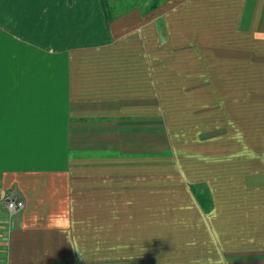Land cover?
Wrapping results in <instances>:
<instances>
[{
  "label": "crops",
  "instance_id": "crops-1",
  "mask_svg": "<svg viewBox=\"0 0 264 264\" xmlns=\"http://www.w3.org/2000/svg\"><path fill=\"white\" fill-rule=\"evenodd\" d=\"M103 13L0 0V264H264V0Z\"/></svg>",
  "mask_w": 264,
  "mask_h": 264
},
{
  "label": "rangeland",
  "instance_id": "rangeland-1",
  "mask_svg": "<svg viewBox=\"0 0 264 264\" xmlns=\"http://www.w3.org/2000/svg\"><path fill=\"white\" fill-rule=\"evenodd\" d=\"M166 0H102L104 14L109 13L110 17L119 14L132 7L140 9H149L157 2ZM161 4V3H160ZM110 11V12H109Z\"/></svg>",
  "mask_w": 264,
  "mask_h": 264
},
{
  "label": "built area",
  "instance_id": "built-area-1",
  "mask_svg": "<svg viewBox=\"0 0 264 264\" xmlns=\"http://www.w3.org/2000/svg\"><path fill=\"white\" fill-rule=\"evenodd\" d=\"M3 202L9 217H13L24 207V203L19 198L16 192H12L6 195Z\"/></svg>",
  "mask_w": 264,
  "mask_h": 264
},
{
  "label": "trees",
  "instance_id": "trees-1",
  "mask_svg": "<svg viewBox=\"0 0 264 264\" xmlns=\"http://www.w3.org/2000/svg\"><path fill=\"white\" fill-rule=\"evenodd\" d=\"M100 1H101V3H102V0H100ZM160 3H162V1H161V2H157V3H155L150 9H155V8H157V6H159ZM102 7H103V5H102ZM103 10H104V8H103ZM109 12H110V11H109ZM104 13H105V12H104ZM104 13H103V14H104ZM105 17H106V19H109V18H111L112 16L110 17V14H109V13H106V14H105Z\"/></svg>",
  "mask_w": 264,
  "mask_h": 264
},
{
  "label": "clouds",
  "instance_id": "clouds-1",
  "mask_svg": "<svg viewBox=\"0 0 264 264\" xmlns=\"http://www.w3.org/2000/svg\"><path fill=\"white\" fill-rule=\"evenodd\" d=\"M68 224V222L66 220H63V221H58L57 224H56V227H66Z\"/></svg>",
  "mask_w": 264,
  "mask_h": 264
}]
</instances>
